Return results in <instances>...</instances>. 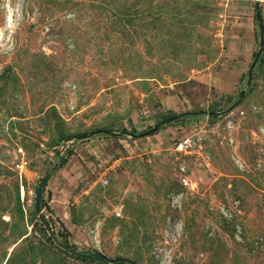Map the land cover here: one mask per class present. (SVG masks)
Instances as JSON below:
<instances>
[{
  "label": "rangeland",
  "instance_id": "rangeland-1",
  "mask_svg": "<svg viewBox=\"0 0 264 264\" xmlns=\"http://www.w3.org/2000/svg\"><path fill=\"white\" fill-rule=\"evenodd\" d=\"M259 1L0 0V264H264Z\"/></svg>",
  "mask_w": 264,
  "mask_h": 264
},
{
  "label": "water",
  "instance_id": "water-1",
  "mask_svg": "<svg viewBox=\"0 0 264 264\" xmlns=\"http://www.w3.org/2000/svg\"><path fill=\"white\" fill-rule=\"evenodd\" d=\"M256 8L257 9L255 11V19H256L257 27L259 28V30H261L262 29V23L260 21V16H259L260 13L258 10V5L256 6ZM262 53H263V35L260 34L259 43H258V50L256 51L254 59H253L252 63L250 64L249 70L247 72V78L245 81V85L242 88V91L239 93V95L237 97L238 98L237 101H235L233 103V105H231L229 107L228 111H230L233 107L238 105L240 99H242V97L244 96L246 86L248 85L250 78H251L252 71H253L255 65L257 64L259 58L261 57ZM196 113H202V112H196ZM196 113H189V114L194 115ZM179 119L184 120V117H181L180 115H175V116L171 117V121H178ZM167 121L162 122V123H158V124L154 125L153 127L145 130V131H141L139 133H129V134L131 136H138V137L148 136V135L154 134L161 129V126L166 125ZM47 180H48V176H46V175L42 176L40 181H39V184L36 188V194H35V199H34V211L39 217H41V210H42V207L44 206L43 191H44V187L46 186ZM46 229L49 231V233L52 232L48 226L46 227ZM67 249H68V251H70L71 253H73L75 255H79V256L87 257V258H92L93 260L98 261V262H106V263H111V264L115 263V262H127L129 264H137L134 260H132L128 257H120V256L108 257L104 254H101L97 251H93L91 249H83L80 251H77L75 249H70V248H67Z\"/></svg>",
  "mask_w": 264,
  "mask_h": 264
},
{
  "label": "built area",
  "instance_id": "built-area-1",
  "mask_svg": "<svg viewBox=\"0 0 264 264\" xmlns=\"http://www.w3.org/2000/svg\"><path fill=\"white\" fill-rule=\"evenodd\" d=\"M260 2H264V0H260ZM263 56H264V52H263ZM175 149L176 151L183 153V154H189L193 151L190 139L188 138L179 140L175 145ZM106 182L107 180L102 181L103 184H105Z\"/></svg>",
  "mask_w": 264,
  "mask_h": 264
},
{
  "label": "trees",
  "instance_id": "trees-1",
  "mask_svg": "<svg viewBox=\"0 0 264 264\" xmlns=\"http://www.w3.org/2000/svg\"><path fill=\"white\" fill-rule=\"evenodd\" d=\"M263 52H264V48H263ZM256 53V52H255ZM254 53V55H255ZM262 63H264V56H263V53L261 55V57L259 58L258 62H257V65L260 66ZM131 133H135L134 130H131ZM68 139H71V138H68ZM66 162V159L65 157L61 158L60 161H59V165L62 166L64 163ZM34 211V210H33ZM34 214L36 215L35 211H34ZM77 258H80V259H83V260H92V261H95L93 260L92 258H87V257H80V256H76ZM99 263H103V262H99ZM121 263H124V262H115V263H112V264H121Z\"/></svg>",
  "mask_w": 264,
  "mask_h": 264
}]
</instances>
